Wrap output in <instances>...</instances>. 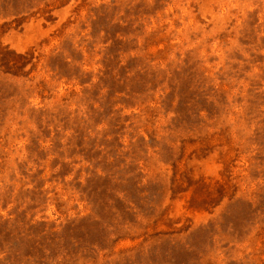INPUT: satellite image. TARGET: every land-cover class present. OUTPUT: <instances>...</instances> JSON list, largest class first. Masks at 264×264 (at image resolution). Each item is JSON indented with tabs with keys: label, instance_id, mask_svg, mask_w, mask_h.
Returning a JSON list of instances; mask_svg holds the SVG:
<instances>
[{
	"label": "rangeland",
	"instance_id": "374dc122",
	"mask_svg": "<svg viewBox=\"0 0 264 264\" xmlns=\"http://www.w3.org/2000/svg\"><path fill=\"white\" fill-rule=\"evenodd\" d=\"M0 264H264V0H0Z\"/></svg>",
	"mask_w": 264,
	"mask_h": 264
}]
</instances>
